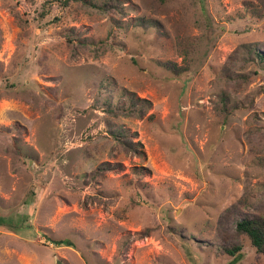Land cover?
I'll return each mask as SVG.
<instances>
[{
    "label": "rangeland",
    "instance_id": "374dc122",
    "mask_svg": "<svg viewBox=\"0 0 264 264\" xmlns=\"http://www.w3.org/2000/svg\"><path fill=\"white\" fill-rule=\"evenodd\" d=\"M0 218V264H264V0H0Z\"/></svg>",
    "mask_w": 264,
    "mask_h": 264
},
{
    "label": "trees",
    "instance_id": "16d2710c",
    "mask_svg": "<svg viewBox=\"0 0 264 264\" xmlns=\"http://www.w3.org/2000/svg\"><path fill=\"white\" fill-rule=\"evenodd\" d=\"M25 218L26 221L28 219V216H25ZM22 224L23 222L18 223L17 221L15 222L13 219L0 218V225H6L13 230L21 229ZM237 233L239 235L247 236L251 241L253 247H255L259 253L264 254V219H246L242 222H239L237 224ZM56 243L58 245H72L71 241L69 240L57 241ZM225 253L233 257V260L230 262V264L239 263L243 256L241 253L240 246H235L233 248H225Z\"/></svg>",
    "mask_w": 264,
    "mask_h": 264
}]
</instances>
